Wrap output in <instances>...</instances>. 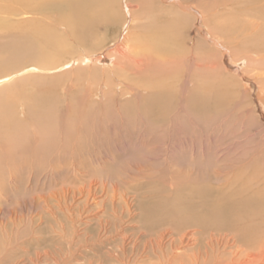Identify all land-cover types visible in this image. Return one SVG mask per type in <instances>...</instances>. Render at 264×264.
<instances>
[{
    "label": "bare ground",
    "instance_id": "6f19581e",
    "mask_svg": "<svg viewBox=\"0 0 264 264\" xmlns=\"http://www.w3.org/2000/svg\"><path fill=\"white\" fill-rule=\"evenodd\" d=\"M0 1L6 2L8 9H12L10 5L13 3L24 5L33 13H45L47 17L46 21L38 20L34 23L33 36L32 33L28 34L27 39L19 44L13 40L7 46L8 50H4L6 53L0 54L8 58L12 57L2 65L9 67L26 61L40 65L54 62L66 53H73L72 44H68L69 39L78 46L86 47L87 41L92 39L97 31L118 23L116 20H119V11L123 8L126 16L121 26L127 22L125 31L118 34L120 38L116 36L110 39L109 48L102 49L105 46L102 44V50L96 55L90 50V52H81L76 59L53 67L38 65L28 67L35 72H39L38 70L45 72V70L53 71L63 65H68L71 69L79 64L90 72L95 70L96 74H94L100 76L102 80L101 93H107L112 89L122 94L126 91L137 94L142 92L144 113L156 121H162L168 111L170 99L168 80L175 76L178 66L183 64L185 68L193 71L199 67L200 59L198 60V56L193 51L189 53V50L184 54V60L180 61L181 55L176 50L178 42L173 33L180 20L186 23L184 18L189 15L187 10L196 13V19L202 21L199 12L201 9L193 4L187 5L184 0ZM50 12L57 18V27L48 20ZM176 13L181 16H178L179 19L172 16ZM239 14L240 18L230 16L222 22L223 25L221 28L218 27V31L229 43L232 38L239 39L240 43L245 42L244 45H248V52L259 55L254 61L259 67L258 72L251 77L240 74L241 80L251 87L264 80V30L258 32L260 24L264 27V5L251 10L244 9ZM248 16L260 17L262 22L260 24L249 22ZM2 24L0 21V25ZM58 26L63 28L59 29ZM199 30L205 39L224 48L223 43L212 34L210 28L199 27ZM247 30L249 33L245 34ZM104 41L105 39L102 42ZM93 45L91 43V47ZM240 60L232 59L236 68L227 65L228 69L238 70L237 66L241 65ZM0 79H3L0 84L6 83L10 79V74ZM185 83H188L187 79ZM261 85H264V81ZM67 86L69 90L66 91L70 93L75 84L71 82ZM83 91V96L89 94L90 86H85ZM217 92L219 91L214 90L211 95L217 97L221 93ZM260 93L264 96V90ZM112 97H109L110 100L113 99ZM189 102L193 109L197 103H200L197 97H190ZM40 104L30 119L29 127L23 119L16 118L18 114L16 117L15 114H9L8 107L11 104L8 102L3 103L0 108L1 195L5 178L13 185L19 180V175L16 174L17 168L6 163L14 158L13 153L17 150L22 148L23 153H30L31 157L22 155L33 163L34 156L39 154V151L43 153V157L49 155L55 149V146L54 148L52 146L60 142H57L58 139L79 137L83 132L93 133L92 129L97 120L79 119L76 116L52 117L48 114L50 108L47 110L48 107L44 108L45 104L43 107ZM65 105L67 107V104ZM63 123H68V128L64 131ZM24 126L25 129L32 128L27 135H22L16 130L17 127ZM62 145L66 147L64 139ZM76 145L77 143H73L74 147ZM29 160L25 161L29 162ZM76 167L74 164L72 172L75 179L72 185L69 184L70 187L62 188L60 191L53 190L50 196L47 195L49 198L40 196L41 199L35 205L41 206L44 213L39 217L40 223L36 225L35 232L28 238L21 237L16 244L9 241L5 246L0 245L2 246L0 264H144L152 258H157L155 264H174L180 259L181 251L190 245H199L201 250L199 254L191 255L193 257L192 260L190 259L191 264H264V189L255 187L260 178L259 173L251 177L239 170L231 173L230 176V173L224 175L218 173L213 181L215 184L179 185L174 188V184H169L168 191L167 188L160 194L151 191L152 193L137 199L135 196L130 199L124 192L116 194L115 188L112 187V193L110 195L104 193V198L100 200L99 182L92 178L86 179V172ZM26 204L35 207L34 198H29ZM100 207L103 211L102 215H100ZM2 214L4 212L0 208V215ZM59 214L62 216L59 217ZM42 218H45L47 223H43ZM0 226L5 225L0 221Z\"/></svg>",
    "mask_w": 264,
    "mask_h": 264
},
{
    "label": "rangeland",
    "instance_id": "374dc122",
    "mask_svg": "<svg viewBox=\"0 0 264 264\" xmlns=\"http://www.w3.org/2000/svg\"><path fill=\"white\" fill-rule=\"evenodd\" d=\"M184 1L187 5L193 4L199 10L201 9L199 12H201L202 21L196 19V13L187 10L189 15L184 18L186 23L180 20L173 33L178 42L176 50L181 55L180 61L184 60L183 56L189 50V53L193 51L198 56V60L200 59L199 67L193 71L180 64L175 71V76L168 80L170 99L168 111L162 121H156L144 113L142 92L137 94L126 91L122 94L112 89L109 92L111 95L114 93L113 97L109 95V92L101 93L102 80L100 76L95 75V70L90 72L79 64L71 69L68 65H63L53 71L45 70V72L43 70L35 72L28 67L30 65L53 67L76 59L81 52L91 51L96 55L102 49L109 48L110 41L119 33H124L127 22L121 26L126 16L123 8L119 11V20H116L119 25L110 24L111 26L108 25L107 28H101L92 39L87 41L86 47L78 46L69 39L68 44H72L73 53H66L61 58L55 59V65L53 61L41 65L26 61L10 67L2 66L4 61L12 57L0 55V77L10 74V79L0 84V108L3 103L11 104L8 107L9 114H15V117L18 114L16 118L23 119L25 123H28V127L40 101L41 107L45 104V109L50 108L48 114L52 117L76 116L79 119L97 120L92 134L86 133V135L83 132L79 137L60 138L57 140L60 142L52 146V148L55 146V149L49 155L43 157V153L39 151V154L34 156L33 163L26 158L31 157L30 153H23L22 148L13 153V159L6 162L17 168L16 174L19 175V180L13 185L5 178L4 189L2 195L0 194V208L4 212L0 215V221L5 225L0 226V245L5 246L9 241L16 244L21 237L28 238L35 232L36 225L40 223L39 217L44 213L41 206L38 207L35 204L39 202L41 195L48 197L53 190L60 191L72 185L75 179L72 172L74 164L76 168L86 172V179L92 178L99 182L100 200L104 198V193L110 195L113 188L116 194L124 192L130 199L134 196L137 199L147 193L160 194L166 188L168 191L169 184H174L173 188L179 185L215 184L213 181L218 173L219 175L230 173V176L238 170L250 177L259 173L260 178L255 187L264 189V96L260 93L264 90V85H261L264 80L251 87L241 80V75L251 77L258 72L259 67L254 61L257 57L259 58V55L248 52V45L245 46V42L240 43L239 39L232 38L229 43L218 31V27L221 28L222 22L227 18L230 16L240 18L239 12L263 6L264 0ZM0 3L3 4H0V21L3 23L0 25V54H2L6 53L4 50H8L7 46L13 40L19 44L27 39L28 34L32 33L33 36L34 23L38 20L46 21L47 17L45 13H33L24 5L13 3L10 5L12 9H8L6 2L0 1ZM204 8L207 11H204ZM172 16L181 17L179 13ZM172 16L170 15L171 18ZM48 20L52 25H57L54 13L49 14ZM247 21L254 24L262 22L260 17L255 16H248ZM199 27L210 28L212 34L223 43L224 48L205 39ZM58 28L63 27L58 26ZM263 30L264 27L260 24L258 32ZM247 33L249 30L245 34ZM102 39L105 41L102 42ZM91 43L94 44L93 47ZM102 44L105 46L101 49ZM232 56L237 57L238 60L241 59L239 61L241 65L237 66L238 70H230L227 67L229 65L236 68L231 61L236 59ZM205 64L208 65L205 67ZM24 67L27 68L21 70ZM203 68L207 70L204 71ZM186 79L188 83H185ZM71 82L76 88L73 87L69 93L66 91L69 90L67 84ZM88 85L91 92L83 96V88ZM245 88L249 89L248 92ZM214 90L221 93L213 97L211 93ZM107 97H112L114 100L110 98L108 100ZM190 97L199 99L200 103H197L194 109L190 105ZM126 101L128 105L130 103L129 106ZM67 126L68 123H63L62 130L67 129ZM25 128V126L17 127L16 130L22 135H27L32 128ZM54 136L56 137V134ZM63 139L66 147L62 145ZM73 143L77 145L74 147ZM26 159L29 162L25 161ZM29 198H34L35 207L26 204ZM38 212L41 214H37ZM102 214L100 207V215ZM58 216L61 217L62 214ZM44 219L42 218L43 223H47ZM59 219L62 220V218ZM199 247V245L185 247L181 251L180 259L174 264H191L192 256L201 251ZM157 261V258H152L145 263L155 264Z\"/></svg>",
    "mask_w": 264,
    "mask_h": 264
}]
</instances>
